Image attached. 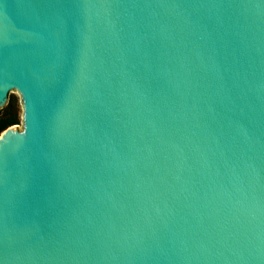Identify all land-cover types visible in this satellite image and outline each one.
Here are the masks:
<instances>
[{"label":"water","instance_id":"95a60500","mask_svg":"<svg viewBox=\"0 0 264 264\" xmlns=\"http://www.w3.org/2000/svg\"><path fill=\"white\" fill-rule=\"evenodd\" d=\"M0 264H264V0H0Z\"/></svg>","mask_w":264,"mask_h":264},{"label":"trees","instance_id":"16d2710c","mask_svg":"<svg viewBox=\"0 0 264 264\" xmlns=\"http://www.w3.org/2000/svg\"><path fill=\"white\" fill-rule=\"evenodd\" d=\"M19 108L16 97L10 95L7 104L0 108V134L6 128L19 123Z\"/></svg>","mask_w":264,"mask_h":264},{"label":"rangeland","instance_id":"374dc122","mask_svg":"<svg viewBox=\"0 0 264 264\" xmlns=\"http://www.w3.org/2000/svg\"><path fill=\"white\" fill-rule=\"evenodd\" d=\"M10 95H13L14 97H16V99H17V101H18V108H19V123L18 124H20L21 123V121H22V109H21V103H20V99H19V95H18V93L17 92H14V91H12L10 94H9V96Z\"/></svg>","mask_w":264,"mask_h":264}]
</instances>
